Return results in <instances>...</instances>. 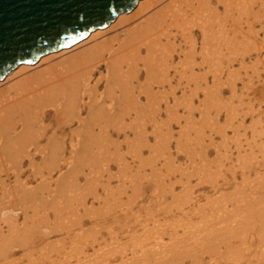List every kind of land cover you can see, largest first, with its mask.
Returning <instances> with one entry per match:
<instances>
[{"label": "bare ground", "instance_id": "obj_1", "mask_svg": "<svg viewBox=\"0 0 264 264\" xmlns=\"http://www.w3.org/2000/svg\"><path fill=\"white\" fill-rule=\"evenodd\" d=\"M159 0H140L138 1V3L136 4L135 8L133 11L126 13L123 12V14L119 15L114 22H112L111 24H109L107 27H104L101 30H96L92 33L89 34L88 37H86L85 39H83V41L69 47V48H63V50H60L58 52H53L47 55H44L42 58H40L35 64L33 65H28V64H21L18 67H16L15 69L11 70L10 72H8V74L3 78L2 81H0V173H4L5 169L3 167H6L4 164L7 163L8 167H10V169L14 172V181L12 185H9L6 182H4V180L0 177V206H3L5 204V200L8 197H5L7 193H9L11 190H16L17 192L23 189L24 185L22 184V182L20 181V170L23 168H21V159L28 157H44V163L47 162V160H50L51 163H47L50 164V166H53L52 168L54 169L55 167H59L56 164H58L57 162H59V160L62 159V156H66V155H86L89 153H93V154H104L105 151L108 148H105L106 144L109 145V142L105 143L106 141L110 140L108 139L110 136H114L115 135V131L117 132V135L122 132L123 136H129L128 132L125 131L126 128H130L131 130H133V128H140L138 129V131H140V133L138 134H142L143 132H146L145 129H143L144 124L146 123V121H148L147 123H149V121L151 123H153L154 128H156V126L159 127V124L155 126V123L158 119V117L160 116V111L159 110V103L161 101H163L164 103V109L168 108L166 115H173L176 112V109H179L177 106V104L179 102H181L182 100H186V90H188L190 88V84H192L193 86L197 85L203 88H206L208 83L210 84V81L212 83L216 82V85H218L217 81L223 82L220 80L221 76H222V71L223 69H225V67L227 65L231 66L235 63H239L241 65H244V57L246 55H250L252 52H257V51H264V0H178V1H174L173 3L171 2V6L168 4V8L167 7H163L159 10L154 9L153 5H158L157 2ZM162 2V1H161ZM155 5V6H156ZM115 25V27H114ZM123 25V26H122ZM116 26H122V31L120 32L119 35H113L114 37L109 38L110 36L109 33L108 35L105 33L108 31V29L115 28ZM111 30V29H110ZM113 30V29H112ZM111 30V31H112ZM120 30V29H119ZM115 31V30H114ZM118 32V31H115ZM113 34V33H112ZM105 35V38H103ZM108 36L109 39H107L106 37ZM262 36V37H260ZM93 38H100L103 39L100 41V39H97V43L93 42L96 40H93ZM92 41V42H91ZM195 46H197L195 48ZM225 50L228 51V55L229 58H226L224 60V56H225ZM197 55H198V62H197ZM227 55V53H226ZM244 56V57H243ZM254 57V56H253ZM256 57V56H255ZM240 58V59H239ZM246 58V57H245ZM252 62H254L252 60ZM262 62V61H261ZM240 65V66H241ZM260 65V64H258ZM256 65V66H258ZM238 66V65H237ZM254 66V65H253ZM248 67H250V65H248ZM247 67V68H248ZM244 68V67H243ZM246 69V68H245ZM205 71V72H202ZM197 72H201V74H197ZM212 73V77L211 80L209 79L210 77H208V74ZM235 75V74H234ZM231 76H229L230 78ZM234 76H232L233 78ZM228 80V79H227ZM173 81L176 82V84L178 86L183 87L184 90L181 91V93H183L181 96H178L176 93L178 88L174 87V85H172V83H174ZM175 84V83H174ZM220 84V83H219ZM191 85V86H192ZM213 86V85H212ZM211 86V87H212ZM191 88H195V87H191ZM195 88V89H196ZM209 87L206 88V90ZM190 91V89H189ZM186 92V93H185ZM193 92V90H192ZM180 94V93H179ZM191 93H189L188 95H190ZM197 93H195L196 95ZM205 94V93H204ZM187 95V96H188ZM192 95V94H191ZM194 95V96H195ZM209 95V94H208ZM193 96V97H194ZM207 96V94H206ZM142 99L144 101H142ZM187 99H190V97H188ZM189 101V100H188ZM186 102V101H185ZM192 102V101H191ZM190 102V103H191ZM207 102V101H206ZM248 103V102H247ZM180 104V103H179ZM184 104V103H182ZM186 104V103H185ZM189 104V102L187 103ZM192 104V103H191ZM161 105V104H160ZM170 105V106H169ZM208 105H210L208 103ZM163 106V105H162ZM177 106V108L175 107ZM176 108V109H174ZM192 110V107H189ZM187 107V109H189ZM205 110V109H204ZM217 110V109H216ZM178 112V110H177ZM176 112V114H177ZM203 112V111H202ZM219 112V111H218ZM191 113V111H190ZM220 113V112H219ZM204 114V113H202ZM205 115V114H204ZM201 116V115H200ZM208 116V115H207ZM182 117H186V116H182ZM193 117V116H192ZM176 118V117H175ZM180 118V117H177ZM183 118V119H184ZM187 118V117H186ZM185 118V119H186ZM211 118V117H210ZM181 119V118H180ZM199 119V118H198ZM169 120V119H168ZM173 120V119H172ZM189 120V117H188ZM203 120V119H202ZM205 120V119H204ZM116 121V122H115ZM171 121V120H169ZM166 121V122H169ZM176 121V119H175ZM194 121V120H193ZM201 121V120H200ZM227 121V120H226ZM166 122L164 123H160L161 125L166 124ZM186 122V120H185ZM177 123H180L179 121H177ZM191 123V122H190ZM197 123V122H196ZM225 123V122H224ZM223 123V124H224ZM122 124L124 125V127H120L122 126ZM171 124V123H169ZM175 124V123H174ZM194 125V124H193ZM192 125V126H193ZM198 124V128H199ZM167 128L168 124H166ZM170 126V125H169ZM202 125H200L201 127ZM207 126V125H206ZM164 127V125L162 126ZM161 127V128H162ZM209 127V126H208ZM153 129V127H150ZM160 128V129H161ZM166 128V127H164ZM203 127H201V129H203ZM211 128V126H210ZM221 128V127H220ZM230 128V127H229ZM127 129V130H128ZM115 130V131H114ZM145 130V131H142ZM155 130V129H154ZM153 130V132H154ZM157 131V130H155ZM162 130L157 131L161 133ZM210 131H212L210 129ZM130 132V131H129ZM149 132V131H148ZM153 132L151 134H153ZM172 132V131H171ZM179 132V131H178ZM147 133V132H146ZM181 133V132H180ZM137 136V132L135 131V133ZM144 134V133H143ZM148 134V133H147ZM195 134V133H194ZM149 135V134H148ZM160 135V134H159ZM167 134H165L166 136ZM173 134H171L170 137H172ZM224 135V134H222ZM136 136V137H137ZM140 136V135H139ZM221 136V135H219ZM225 136V135H224ZM135 137V136H134ZM135 137V138H136ZM142 137V135H141ZM151 137V136H150ZM153 137H155L153 135ZM152 137V138H153ZM161 137H164L161 134ZM167 137V136H166ZM179 137V136H178ZM165 138V137H164ZM182 137H180L181 139ZM199 140H201L199 137H196ZM230 139L229 137L225 138L221 136V139ZM133 138H131L130 140H132ZM137 140L139 139L138 137L136 138ZM168 139V137H167ZM179 139V140H180ZM226 139V141H228ZM252 139V138H250ZM137 140H134V142H138ZM153 139V143H154ZM158 143H160L158 141V139H156ZM170 140V139H169ZM233 140V137H232ZM231 140V141H232ZM236 140V139H235ZM148 141V140H147ZM146 141V142H147ZM165 141V140H164ZM197 141V140H196ZM221 141V140H220ZM230 141V142H231ZM240 141V140H239ZM243 141V140H242ZM150 143H146L147 145L151 144V141H148ZM180 142V141H179ZM193 142L194 145V139L191 141V143ZM202 142V141H201ZM238 142V139H237ZM249 142V141H248ZM256 142V141H255ZM254 142V143H255ZM259 142V141H258ZM113 143V142H112ZM111 143V144H112ZM131 143V142H130ZM176 143V142H175ZM196 143V142H195ZM222 143H224L222 141ZM221 143V144H222ZM227 143V142H226ZM240 143V142H239ZM261 142H259L260 144ZM168 145V141L166 143ZM197 144V143H196ZM195 144V145H196ZM202 144V143H200ZM204 144V143H203ZM238 144V143H237ZM249 144V143H248ZM247 144V145H248ZM119 145V144H118ZM118 145H114V146H118ZM126 145V144H125ZM140 145V144H139ZM137 145V146H139ZM146 145V146H147ZM192 145V144H191ZM190 145V146H191ZM228 145V144H227ZM230 145V143H229ZM239 145V144H238ZM129 146V145H128ZM155 146V145H150ZM149 147V149H151ZM159 146V144L157 145ZM178 146V145H177ZM198 146H200L198 144ZM235 146V145H234ZM255 146L256 143H255ZM127 147V146H126ZM134 147V146H133ZM142 147V146H141ZM144 147V145H143ZM147 147V148H148ZM167 147V148H168ZM204 146H200V148H202ZM208 147V146H207ZM228 147V146H227ZM246 147V146H245ZM129 148V147H128ZM127 148V150H128ZM159 148V147H157ZM179 148V147H178ZM224 148V147H223ZM236 146L233 148L235 149ZM110 149V148H109ZM126 149V148H125ZM136 149V148H135ZM156 149V148H155ZM152 150L155 154L157 151ZM182 149V146H181ZM185 149V148H184ZM183 149V150H184ZM190 149V148H189ZM205 149V148H204ZM225 149V148H224ZM230 149V148H229ZM232 149V151H233ZM237 150L239 149V147L236 148ZM250 149V148H249ZM115 150V147H114ZM112 150V151H114ZM126 150V151H127ZM160 150V149H159ZM158 150V152H159ZM191 151L193 150L190 149ZM216 150V149H215ZM261 149H259L260 151ZM129 151V150H128ZM131 151V150H130ZM129 151V152H130ZM142 151V150H141ZM150 151V150H149ZM162 151V150H161ZM187 151V150H185ZM198 152H200L197 149ZM196 151L195 154H197L198 152ZM262 151V150H261ZM143 152V151H142ZM188 152V151H187ZM195 152V150H194ZM193 152V153H194ZM225 152V151H224ZM227 152V151H226ZM246 153V151H244ZM243 152V153H244ZM253 152V151H251ZM257 152V151H256ZM253 153V154H257V153ZM264 152V151H263ZM261 152V153H263ZM107 153V152H106ZM105 153V154H106ZM114 153V152H113ZM189 153V152H188ZM221 153V152H220ZM219 153V155H220ZM239 153V151H238ZM236 153V154H238ZM117 154V153H116ZM128 154V153H127ZM131 154V153H129ZM137 154V153H136ZM161 154V153H160ZM158 153V155L161 157L162 154L160 155ZM222 154V153H221ZM228 154H230L228 152ZM235 154V155H236ZM93 155V156H95ZM96 155V156H97ZM108 155V154H107ZM120 155V154H119ZM135 155V154H134ZM188 156H193L187 154ZM201 155V154H200ZM204 155V154H203ZM226 154L224 153V156ZM248 155V154H247ZM263 155V154H262ZM261 157H264L262 156ZM61 156V157H59ZM88 156V155H87ZM91 156V155H89ZM93 156H91L93 158ZM106 156V155H104ZM124 156V155H123ZM139 156V155H138ZM154 156V155H152ZM186 156V155H185ZM197 156L198 155H194ZM205 156V155H204ZM222 156V155H221ZM220 156V157H221ZM232 156V155H231ZM245 156V155H244ZM68 157V156H67ZM71 157V158H73ZM82 157V156H79ZM85 157V156H84ZM100 157V156H98ZM142 159H146L144 158V156H139ZM138 157V158H139ZM158 157V156H157ZM203 157V156H202ZM227 157V156H226ZM225 157V159H226ZM253 156H250V158ZM76 158V157H75ZM75 158L73 160H75ZM137 158V156L135 157ZM150 158V157H149ZM147 160H150V159ZM193 158V157H192ZM192 158L190 159V161L192 160ZM204 158V157H203ZM201 158V159H203ZM217 158V157H216ZM240 158V157H239ZM248 158V159H250ZM41 159V158H40ZM70 159V158H69ZM90 158L88 157V160ZM133 159V158H132ZM152 159V158H151ZM195 159V158H194ZM264 159V158H263ZM31 160V159H29ZM64 160V161H63ZM65 158L62 159V164L65 165ZM91 160V159H90ZM89 160V161H90ZM93 160V159H92ZM103 160V159H102ZM134 160V159H133ZM138 160V159H137ZM219 160V159H218ZM221 160V158H220ZM238 160H242L238 159ZM236 159V161H238ZM246 160V157L245 159ZM260 160V159H259ZM48 161V162H50ZM67 161V160H66ZM72 161V160H69ZM106 161V160H105ZM108 161V160H107ZM111 161V160H110ZM159 161V160H158ZM194 160H192L193 162ZM225 161V160H224ZM230 161V160H229ZM248 161V160H247ZM252 161V160H251ZM250 161V162H251ZM257 161V160H255ZM61 162V161H60ZM112 162V161H111ZM114 162V161H113ZM151 162V161H150ZM191 162V163H192ZM198 162V161H196ZM221 162V161H220ZM241 162V161H240ZM249 162V163H250ZM261 162V161H259ZM41 163V162H40ZM43 163V164H44ZM80 163V162H78ZM83 163V162H82ZM86 163V162H85ZM89 163H93L94 162H89ZM98 163V162H96ZM109 163V162H108ZM108 163H104V164H108ZM144 163H147V161H145ZM168 163V162H167ZM187 163V162H186ZM189 163V162H188ZM200 163V162H199ZM243 163V161L241 162ZM240 163V164H241ZM246 163V162H245ZM10 164V165H9ZM29 164V162H28ZM77 164V163H75ZM99 164V163H98ZM116 164V163H115ZM118 164V163H117ZM121 164V163H120ZM127 164V165H126ZM124 164V166H128V163ZM134 164V163H133ZM140 164V161L138 162L137 165ZM166 164V163H165ZM205 164V163H204ZM202 164V165H204ZM220 164V163H219ZM238 164V162H237ZM244 164V163H243ZM30 165V164H29ZM32 165V164H31ZM38 165V164H36ZM42 167V163L40 164ZM45 165V164H44ZM72 165H74L72 163ZM88 165V164H87ZM148 165V164H147ZM150 165V164H149ZM148 165V166H149ZM170 165V163H169ZM173 165H175L173 163ZM195 165V164H194ZM199 165V164H198ZM246 165V164H245ZM250 165V164H249ZM3 166V167H2ZM26 166V165H25ZM34 168L40 169L38 167H35V165H32ZM39 166V165H38ZM55 166V167H54ZM83 166V165H81ZM80 166V168H82ZM85 166V164H84ZM91 166V165H90ZM94 166V165H93ZM108 166V165H107ZM122 166V165H119ZM122 166V167H124ZM140 166V165H139ZM166 166V165H165ZM188 167V165H186ZM197 166V165H196ZM206 166V165H205ZM209 167V165H207ZM243 166V165H242ZM242 166L240 165V167L242 168ZM29 167V166H28ZM31 167V166H30ZM44 167V166H43ZM46 167V166H45ZM44 169H47L45 168ZM71 167V166H70ZM77 167V166H75ZM87 167V166H86ZM85 167V168H86ZM98 167V166H97ZM104 167V166H103ZM117 167V166H116ZM136 167V166H135ZM142 167V166H140ZM143 167H145L143 165ZM142 167V168H143ZM175 167V166H174ZM181 167V166H179ZM190 167V166H189ZM7 168V167H6ZM32 168V167H31ZM51 168V169H52ZM67 167H65L66 169ZM69 168V167H68ZM73 169V167H71ZM78 168V167H77ZM101 168V167H100ZM121 169V167H119ZM137 168V167H136ZM139 168V167H138ZM173 168V166H172ZM176 168V167H175ZM185 168V167H184ZM200 168V167H198ZM204 168V166H203ZM206 168V167H205ZM204 168V169H205ZM236 169V166L233 167V169ZM239 169V167H237ZM248 168V166L246 167ZM251 168V166H250ZM262 168V167H260ZM33 169V168H32ZM44 169H40V170H44ZM50 169V168H49ZM59 169V168H58ZM95 169V168H94ZM93 169V170H94ZM99 169V168H98ZM97 169V171H98ZM129 169V168H128ZM135 169V168H134ZM171 169V168H170ZM178 169V168H177ZM181 169V168H180ZM190 169H193V167H191ZM189 169V170H190ZM196 169V168H195ZM210 169V167H209ZM218 169V168H217ZM229 169V167H228ZM232 169V168H231ZM237 169V170H238ZM249 169V168H248ZM9 170V169H8ZM10 170V171H11ZM39 170V174L42 175L43 172L41 173V171ZM68 170V169H67ZM74 170V169H73ZM78 170V169H77ZM77 170H74L76 172H78ZM82 170V169H81ZM126 170V169H125ZM175 170V169H174ZM182 170V169H181ZM187 170V169H186ZM187 170V171H189ZM206 170V169H205ZM219 170V169H218ZM241 170V169H240ZM245 170V169H244ZM242 170V171H244ZM23 171H25V168L23 169ZM73 171V172H74ZM89 171V170H88ZM101 171V169H100ZM104 171V170H103ZM109 171V170H108ZM133 171V170H132ZM135 171V170H134ZM170 171V170H169ZM185 170L182 171V174L184 173ZM197 171V170H196ZM211 171V170H210ZM220 171V170H219ZM231 171V170H230ZM236 171V170H235ZM7 172V171H6ZM12 172V173H13ZM34 172L35 169H34ZM51 174L54 172L50 171ZM49 172V174H50ZM68 172V171H67ZM66 172V173H67ZM72 172V171H69ZM72 173V176L74 174L79 175L78 173ZM107 172V170H106ZM128 171H126L127 173ZM167 172V170H166ZM175 172V171H174ZM178 172H180V170L178 169ZM190 172V171H189ZM208 172V170L203 171V174H206ZM218 171H215L214 173H216ZM233 172V170L231 171ZM30 173V171H29ZM46 173V172H45ZM48 173V172H47ZM81 173V172H80ZM93 173V172H92ZM100 173V172H99ZM101 173H103L101 171ZM105 173V172H104ZM117 173V172H116ZM133 173V172H132ZM141 173V172H140ZM139 173V174H140ZM162 173V172H161ZM188 173V172H187ZM191 175L193 173V171L191 170ZM189 173V174H190ZM202 173V172H201ZM227 173V172H226ZM243 173V172H242ZM241 173V174H242ZM258 173V172H257ZM34 174V173H33ZM36 174V173H35ZM61 174V173H60ZM94 174V173H93ZM112 174V173H111ZM125 174V173H124ZM122 174V176L124 175ZM142 174V173H141ZM164 174V173H163ZM188 174V176H189ZM223 174V173H222ZM225 174V173H224ZM11 175V174H9ZM29 175V174H28ZM48 175V174H47ZM68 175V174H67ZM69 175H71L69 173ZM115 175V174H114ZM128 175V173L126 174ZM125 175V176H126ZM131 175V174H130ZM143 175V174H142ZM141 175V176H142ZM147 175V174H146ZM162 175V174H161ZM184 175V174H183ZM194 175V174H193ZM209 175V172H208ZM216 175V174H215ZM244 175V174H243ZM247 175V174H246ZM8 176V175H7ZM35 176V175H34ZM46 176V175H45ZM50 176V175H49ZM53 176V175H52ZM51 176V177H52ZM76 176V175H74ZM73 176V177H74ZM90 176V175H89ZM92 176V174H91ZM99 176H101V174H99ZM120 176V174H119ZM137 176L138 175L137 173ZM145 176V174L143 175ZM156 176V175H154ZM159 176V175H158ZM165 176V175H164ZM164 176H162L164 178ZM168 176V175H167ZM187 176V177H188ZM197 176V175H195ZM206 176V175H204ZM214 176V175H213ZM219 176V174H218ZM223 176V175H221ZM225 176V175H224ZM245 176V175H244ZM9 177V176H8ZM12 177V178H13ZM29 177V176H28ZM54 177V176H53ZM62 177V176H61ZM65 177V176H64ZM69 177V176H68ZM67 177V178H68ZM77 177V176H76ZM121 177V176H120ZM131 177V176H129ZM136 177V176H135ZM181 177V176H180ZM184 177V176H182ZM186 177V176H185ZM186 177V179H188ZM194 177V176H192ZM203 177V176H202ZM209 177V176H208ZM206 177V178H208ZM54 178H58L54 177ZM53 178V179H54ZM71 178V176H70ZM89 178V177H88ZM108 178V176H107ZM200 178V177H199ZM205 178V177H204ZM205 178V180H206ZM218 178V177H217ZM225 178V177H224ZM227 178V177H226ZM248 178V177H247ZM246 178V179H247ZM41 179H44V175L43 178L41 177ZM52 179V178H50ZM60 179V178H59ZM57 179V180H59ZM65 179V178H64ZM153 179V178H152ZM155 179V178H154ZM159 179V178H158ZM157 179V180H158ZM165 179V178H164ZM163 179V180H164ZM210 179V178H209ZM45 180H49L46 179ZM56 180V179H55ZM62 180V178H61ZM66 180V179H65ZM72 180V179H70ZM91 180V179H90ZM94 180V179H92ZM127 180V179H124ZM132 180V179H131ZM151 180V179H150ZM149 180V181H150ZM157 180H154L155 183L157 182ZM162 180V179H160ZM169 180V179H168ZM190 180V179H189ZM205 180H202L203 182ZM224 180V179H223ZM262 180V179H261ZM11 181V180H10ZM8 181L10 184L11 182ZM24 181V179L22 180ZM54 181V180H53ZM67 181V180H66ZM74 181V179H73ZM142 181V179H141ZM153 181V180H151ZM153 181V182H154ZM165 181V180H164ZM181 181V180H180ZM243 181V180H242ZM247 181V180H246ZM25 182V181H24ZM45 182V181H44ZM48 182V181H46ZM57 182V181H56ZM68 182V181H67ZM66 182V183H67ZM93 182V181H92ZM109 182V181H108ZM160 182V181H159ZM171 182V181H169ZM185 182V180H184ZM184 182H182L181 184H183L184 186ZM189 182V181H188ZM186 183V185L189 186L190 183ZM223 182V181H222ZM254 182V181H253ZM43 183V181L41 182ZM61 183V182H59ZM65 183V182H64ZM70 183V182H69ZM76 184V182H74ZM73 183V184H74ZM103 183V182H102ZM121 183V182H119ZM131 183V182H130ZM158 183V182H157ZM162 183V182H161ZM166 183V182H164ZM255 183V182H254ZM46 183H44L45 185ZM82 184V183H81ZM85 184V181H84ZM100 184V183H99ZM106 184V183H105ZM168 184V182H167ZM198 184V183H197ZM250 184H252V182H249V187ZM39 185V184H38ZM48 184L46 185L48 187ZM60 185V184H58ZM57 185V186H58ZM71 185V184H70ZM79 184L77 183V186ZM130 185V184H129ZM164 185V184H163ZM171 185V184H169ZM168 185V187H169ZM173 185V184H172ZM209 185V184H207ZM216 185V184H215ZM247 185V186H248ZM27 186V185H26ZM29 186V185H28ZM27 186V187H28ZM55 186V185H54ZM53 186V187H54ZM61 186V185H60ZM86 186V185H84ZM122 186V185H121ZM124 186V185H123ZM158 186V184H157ZM192 186V185H191ZM195 185L193 184L192 187H194ZM201 186V184H200ZM211 186V185H210ZM236 186V185H234ZM255 186V185H254ZM253 186V187H254ZM260 186V185H259ZM43 185L40 187L42 188ZM62 187V186H61ZM66 187V186H65ZM91 187V186H90ZM108 187V186H107ZM112 187V186H111ZM118 187V185H117ZM120 187V186H119ZM118 187V188H119ZM136 187V186H135ZM173 187V186H172ZM171 187V188H172ZM240 187V186H239ZM22 188V189H21ZM31 189V187H29ZM51 188V187H50ZM50 188L48 191H50ZM71 188V187H70ZM73 188H75L73 186ZM102 188V187H101ZM158 188V187H157ZM170 188V189H171ZM183 188V187H182ZM215 188V187H214ZM213 188V189H214ZM235 188V187H234ZM241 188V187H240ZM239 188V189H240ZM244 188V187H243ZM257 188V187H256ZM28 188H26L27 190ZM34 189V188H33ZM32 189V190H33ZM36 189V188H35ZM38 189V188H37ZM46 189V188H45ZM48 189V188H47ZM59 189V188H55V191ZM69 189V187H68ZM110 189V188H109ZM114 189V188H113ZM119 189H122V187H120ZM164 189V188H163ZM162 187H161V192H162ZM184 189V188H183ZM238 188L236 187V190ZM239 189L237 191H239ZM255 189V188H253ZM25 190V191H26ZM39 190V189H38ZM44 190V189H43ZM61 190V189H60ZM65 190V189H64ZM62 189V191H64ZM117 190V189H115ZM158 190V189H155ZM185 190L187 191V189L185 188ZM193 190V189H192ZM235 190V189H233ZM235 190V191H236ZM29 191V190H28ZM36 190H34L35 192ZM67 191V189L65 190ZM91 191V190H90ZM95 191V190H93ZM111 191V190H110ZM109 191V192H110ZM131 191V190H130ZM165 191V189H164ZM163 191V192H164ZM184 191V190H183ZM243 191V190H242ZM43 192V191H42ZM41 192V194H42ZM52 192V191H51ZM61 192V191H60ZM70 192V191H69ZM78 192V191H77ZM114 192V190L112 191ZM241 192V190L239 191ZM16 193V192H13ZM28 193V192H27ZM38 193V191L36 192ZM55 193V192H54ZM63 193V192H62ZM68 193V192H67ZM66 193V194H67ZM85 193V192H84ZM97 193V192H96ZM111 193V192H110ZM115 193V192H114ZM121 193V192H120ZM151 193V192H150ZM168 193V192H167ZM171 193V192H170ZM185 193V191H184ZM254 193V192H253ZM256 193V192H255ZM258 193V192H257ZM24 194V192H23ZM48 194V193H46ZM51 194V193H50ZM76 194V193H75ZM79 194H81V189ZM90 194V193H89ZM95 194V193H94ZM99 194V193H98ZM97 194V195H98ZM123 194V192H122ZM121 194V195H122ZM127 195V193H124ZM130 194V193H129ZM152 194V193H151ZM154 194V193H153ZM169 194V193H168ZM167 194V195H168ZM230 194V193H229ZM233 194V193H232ZM242 194V193H241ZM243 194H246L245 192H243ZM248 195L250 194L247 193ZM33 195V194H30ZM37 195V194H36ZM40 195V194H39ZM53 195V194H51ZM56 195H60V193H56ZM96 195V197H97ZM137 195V194H136ZM155 195V194H154ZM159 195V194H158ZM216 195V194H215ZM237 195V192H236ZM48 196V195H47ZM65 196V195H64ZM68 196V195H66ZM74 196V194H73ZM93 196V194H92ZM108 196V194H107ZM110 196V195H109ZM120 196V195H119ZM141 196V195H140ZM189 196V194H188ZM223 196V195H222ZM234 196V195H232ZM238 196V195H237ZM241 196V195H239ZM244 196V197H243ZM242 197H234L233 200L236 202L237 200H239L240 203H243L246 198H248V196L246 197L245 195H243ZM256 196V194H255ZM13 197V196H10ZM9 197V198H10ZM16 197V196H14ZM13 197V198H14ZM28 195L25 197L27 198ZM34 197V196H33ZM71 196H68V198ZM96 197L94 196V198L96 199ZM159 197V196H158ZM18 198V196H17ZM44 198V197H43ZM53 198V197H52ZM51 198V200H52ZM57 198V196H56ZM62 198V197H61ZM64 198V197H63ZM76 198V197H75ZM79 198V197H78ZM81 198V197H80ZM137 197H135L136 199ZM175 199V197H173ZM188 198V197H187ZM184 196V199H187ZM192 198V197H191ZM196 198V197H195ZM194 198V199H195ZM208 198V197H207ZM254 198L253 196L251 197V199ZM20 198H18L19 200ZM24 199V198H23ZM35 199V198H34ZM45 199H47L45 197ZM44 199V200H45ZM54 199V198H53ZM74 199V198H73ZM85 199V198H84ZM111 199V198H110ZM108 199V200H110ZM158 199V198H155ZM189 199V198H188ZM251 199H248L251 200ZM257 199V197H256ZM263 199V198H261ZM8 200V199H7ZM15 200V199H14ZM37 200V199H36ZM35 200V202H36ZM49 200V197L48 199ZM56 199H54L55 201ZM66 200V199H65ZM99 200V199H96ZM104 200V199H102ZM106 200V199H105ZM104 200V201H105ZM133 200V199H132ZM192 200V199H191ZM210 200V199H209ZM217 200V198H216ZM233 200H231L233 202ZM38 201V200H37ZM42 201V199H41ZM58 201V199H57ZM69 201V199H68ZM67 201V202H68ZM77 201V200H74ZM136 201V200H134ZM165 201V200H164ZM178 201V200H177ZM181 201V200H179ZM213 201V200H212ZM228 201V200H227ZM261 201V200H260ZM7 202V201H6ZM10 202V199H9ZM8 202V203H9ZM46 202V201H44ZM52 202V201H51ZM61 202V201H60ZM72 202V201H71ZM70 202V203H71ZM108 202V201H107ZM104 202V203H107ZM168 202V201H167ZM166 202V203H167ZM171 203H173L174 201L171 200ZM187 202V201H186ZM189 202V200H188ZM221 201L219 200L217 202V205H221L219 207H217L216 205L215 207L211 206V208H207L209 210V212L211 214H213V212L216 214H221V216H218L219 220H217L218 218H216V223L218 224L219 222L221 223L219 227H217L216 229H214L215 226H217L215 224H213V228L212 231L214 229V232L216 231V233H221L222 231L225 232V234L221 235L220 237L224 236V235H229L231 234H235V232L237 231V233L239 234L238 229L235 230L234 227L230 224V221H228V219L230 220L235 218L238 215V212L240 211L239 209H237L236 207H233V205H231V203L229 204L230 206L225 205L222 203H220ZM4 203V204H3ZM21 203V202H20ZM20 203L18 202V204L20 205ZM57 203V202H56ZM56 203H51L52 205L56 206ZM79 203V202H78ZM112 205H108V206H113L112 202H109ZM108 203V204H109ZM128 203V201H127ZM131 203V201H130ZM129 203V204H130ZM134 203V202H133ZM141 203V202H140ZM148 203V202H147ZM159 203V202H157ZM169 203V202H168ZM178 203V202H177ZM177 203H174L175 205ZM215 203V202H212ZM237 203V202H236ZM235 203V204H236ZM262 203V201H261ZM12 202L5 205V208L0 210V215H2V217H0L4 221L7 223L9 222V224L11 223L12 220V216H7V213L10 210L9 207H12ZM17 203H15L16 206ZM27 205V203H25ZM32 204V203H31ZM35 203H33L34 205ZM41 204V202H40ZM46 204H50V203H46ZM62 204V203H61ZM83 204V203H82ZM81 204V205H82ZM139 204V203H138ZM179 205H181V203H178ZM199 204V203H198ZM197 204V205H198ZM246 204V203H245ZM253 204V203H252ZM248 205L247 207L249 212L245 215V213L243 215H245V222H244V217L241 216V218H239L241 221L240 223H242L240 225V227L249 221H251V217L253 218V216H255V213L257 210L254 209L253 207H255V205L257 204V202L253 205ZM26 205H24V208L26 207ZM63 205V204H62ZM77 205V204H75ZM80 205V206H81ZM124 205V204H123ZM128 205V204H127ZM142 205V204H141ZM164 205V204H163ZM167 205V204H166ZM178 205V206H179ZM193 205V204H192ZM190 205V206H192ZM202 205V204H201ZM200 205V207H201ZM207 205V203H206ZM18 206V205H17ZM23 206V205H22ZM48 206V205H45ZM44 206V209H45ZM50 206V205H49ZM54 206V207H55ZM69 206V204H68ZM103 206H106V204H103ZM130 206V205H128ZM158 206V205H157ZM183 206V205H182ZM182 206H179L180 209L182 208ZM189 206V207H190ZM204 206V205H203ZM208 206V205H207ZM246 206V205H245ZM257 206V205H256ZM36 207V206H35ZM43 207V206H42ZM57 207V206H56ZM67 207V206H66ZM65 207V208H66ZM76 207V206H75ZM101 207V206H100ZM126 207V206H125ZM170 207V205H169ZM205 207V206H204ZM14 208V207H12ZM33 208V207H32ZM39 209V206L37 205V207ZM33 208V209H36ZM53 208V207H51ZM59 208V207H58ZM149 208V207H148ZM153 208V207H152ZM157 208V207H156ZM175 208V207H174ZM195 208V207H194ZM230 208V209H228ZM15 209V208H14ZM19 209V208H17ZM16 209V210H17ZM28 209V208H27ZM42 209V210H44ZM48 209V208H47ZM55 209V208H54ZM53 209V210H54ZM64 209V206H63ZM67 209V208H66ZM72 209V208H71ZM70 209V210H71ZM77 209V208H76ZM130 209V208H129ZM128 209V210H129ZM136 209V208H134ZM143 209V208H142ZM147 209V208H146ZM151 209V208H150ZM158 209V208H157ZM262 209V208H260ZM3 210V212H1ZM15 210V211H16ZM37 210V209H36ZM57 210V209H55ZM74 210V209H72ZM87 210V209H86ZM95 210V209H94ZM99 210V209H98ZM124 210V209H123ZM123 210H121V212H123ZM144 210V209H143ZM155 210V209H154ZM161 210V209H160ZM159 210V211H160ZM176 210V209H175ZM179 210V208H178ZM186 210V209H185ZM196 210V209H195ZM229 210V211H228ZM26 211V210H25ZM34 211V210H33ZM65 211V210H64ZM62 211V212H64ZM76 211V210H75ZM74 211V214H75ZM127 211V210H125ZM158 213V210H156ZM206 211V210H205ZM259 211V210H258ZM24 212V211H23ZM48 212V211H47ZM56 212V211H55ZM54 212V213H55ZM58 212V211H57ZM71 212V211H70ZM136 212V211H135ZM143 212V211H142ZM146 212V211H145ZM148 212V211H147ZM152 212V210H151ZM184 213V211H182ZM194 212V211H193ZM199 212V211H198ZM12 213V211H11ZM11 213L9 212V214L11 215ZM22 213V212H21ZM35 213V212H34ZM41 213H45L44 211ZM53 213V212H52ZM53 213V214H54ZM67 213V212H66ZM98 213V212H97ZM125 214V212H123ZM130 213V212H128ZM133 213V212H132ZM131 213V214H132ZM137 213V212H136ZM134 213V214H136ZM139 213V212H138ZM137 213V214H138ZM154 213V212H153ZM203 213V212H202ZM201 213V214H202ZM209 213V214H210ZM230 213V214H229ZM240 213H243L240 212ZM259 213V212H258ZM6 214L7 218L4 217V215ZM8 214V215H9ZM37 214V212H36ZM59 214V213H58ZM141 215V213H139ZM138 214V215H139ZM147 214V213H146ZM145 214V215H146ZM149 214V213H148ZM152 214V213H151ZM169 214V213H168ZM174 214V213H173ZM185 214V213H184ZM200 214V213H199ZM223 214V215H222ZM237 214V215H236ZM27 215V214H25ZM29 215V214H28ZM33 215V214H32ZM40 215V212L39 214ZM60 215V214H59ZM64 215V214H63ZM70 215V214H69ZM95 215V214H94ZM130 215V214H128ZM154 215V214H153ZM152 215V216H153ZM208 215V214H206ZM205 215V217H207ZM229 215V216H228ZM57 215H54V217ZM84 216V215H83ZM86 217L89 215H85ZM96 216V215H95ZM127 216V214H126ZM149 216V215H148ZM202 216V215H201ZM204 216V215H203ZM202 216V217H203ZM250 216V218H249ZM15 217V216H14ZM28 217V216H27ZM27 217L25 218L27 220ZM34 217V216H33ZM32 217V218H33ZM65 217V216H63ZM61 217V222H62V218ZM76 217V216H75ZM79 217V216H78ZM108 217V216H107ZM128 217V216H127ZM134 217V215H133ZM138 217V216H137ZM144 217V216H143ZM210 217V215H209ZM24 218V217H23ZM31 218V219H32ZM37 218V217H36ZM39 218V217H38ZM37 218V220H38ZM43 216L40 218L42 220ZM46 218V217H45ZM45 218L43 220H45ZM57 218V217H56ZM60 218V217H59ZM77 218V217H76ZM81 218V217H80ZM95 218V217H94ZM148 218V217H146ZM154 218V217H153ZM157 218V217H156ZM154 218V219H156ZM221 218V219H220ZM15 219V218H14ZM13 219V220H14ZM39 219V220H40ZM47 219V218H46ZM72 219V218H71ZM91 219V218H90ZM126 219V218H123ZM137 220V218H135ZM139 219V218H138ZM141 219V217H140ZM172 219H174L172 217ZM179 219V218H178ZM209 219V218H208ZM215 219V217H214ZM247 219V220H246ZM12 220V221H13ZM34 220V219H33ZM42 220V221H43ZM55 220V219H54ZM60 220V219H59ZM65 220L66 217H65ZM64 220V221H65ZM69 220V219H68ZM77 220V219H76ZM103 220V219H102ZM120 221V218L118 219ZM170 220V219H169ZM183 220V219H181ZM201 221L205 220V219H200ZM210 221L212 219H209ZM253 220H257L259 222V224H257L256 222L251 221L250 225L251 227H253L252 230H256L259 233L257 234V238H258V244H260L257 247L260 249V251L258 252V250L256 251L255 256L256 257L258 255L257 258L255 259H251V255H245L242 252H238L236 248H238L239 246L244 245L246 243L244 242H240L238 245H234V244H223V242L221 243L219 240V243H216L214 239L212 240L210 238L206 239L205 237L204 239L202 237L197 238V240L199 241V246L197 245L196 241H195V246L197 245V252L199 253H203L204 249L206 250V252L208 254H210L211 252H218L220 250V243L224 246L225 251H221L222 253L220 254L219 252L217 253L219 255L218 258H223L226 257L228 255L231 256L232 261L238 264H264V209H262V211H260L259 214H257V217L253 218ZM50 221V220H49ZM74 221V220H72ZM81 221V219L79 220ZM99 221V219L97 220ZM134 221V220H133ZM146 221V220H145ZM154 221V220H153ZM203 221L201 226L203 225ZM210 221H208L204 224L207 225L206 226H202V227H206L205 229L208 231L211 228V223H209ZM238 221V220H237ZM247 221V222H246ZM17 222V221H16ZM60 222V221H58ZM68 222V221H67ZM103 222V221H102ZM138 222V221H137ZM135 222V223H137ZM151 222V221H150ZM165 222V221H164ZM169 221V225H170ZM176 222V220H175ZM187 222V221H186ZM235 222L234 220L231 221ZM33 223V222H32ZM37 224L43 225L44 221L41 223H38V221L36 222ZM46 223V222H45ZM53 223V222H52ZM64 223V222H62ZM124 223H129L126 220L124 221ZM131 223V222H130ZM133 224H135L134 222H132ZM153 223V222H152ZM158 223V222H157ZM166 223V222H165ZM179 223V222H178ZM184 223V222H182ZM201 223L198 221V224ZM214 223V222H212ZM229 223V224H228ZM8 224V223H7ZM14 224V222H13ZM31 224V223H30ZM71 224V222H70ZM75 224V222H74ZM78 224V222H77ZM102 224V223H101ZM141 224V223H140ZM147 224V223H146ZM155 224V223H154ZM163 224V223H162ZM174 224V222H173ZM236 224V223H235ZM238 224V223H237ZM236 224V226H238ZM32 225V224H31ZM47 225V224H46ZM60 225V224H59ZM58 225V226H59ZM79 225V224H78ZM104 225V224H103ZM131 224H128V226ZM138 225V224H137ZM143 226V224H141ZM168 225V226H169ZM176 225V224H174ZM180 225V224H179ZM200 225V224H199ZM246 225V224H244ZM243 225L244 228H247ZM16 226V225H15ZM35 226V225H33ZM37 226V225H36ZM51 227H53L54 225H50ZM56 226V225H55ZM66 226V225H65ZM120 226V225H119ZM127 226V225H126ZM127 226L128 229H131ZM148 225H146V227H143V231L144 228H146V230L148 229L147 227ZM158 226V225H156ZM161 226V225H159ZM164 226V225H163ZM39 227V226H38ZM36 227V228H38ZM41 227V226H40ZM44 227V226H43ZM49 227V225H48ZM64 227V226H62ZM68 227H71L70 225ZM125 227V226H124ZM141 227V226H139ZM151 227V226H150ZM176 227V226H175ZM187 227V226H186ZM197 227V226H196ZM241 227V228H243ZM23 228V226H22ZM30 228V227H29ZM35 228V227H34ZM110 228V226H109ZM121 228V227H120ZM126 228V227H125ZM153 228V226H152ZM163 228V227H162ZM165 228V227H164ZM180 228V227H177ZM199 228H201L199 226ZM209 228V229H208ZM256 228V229H254ZM32 229V228H31ZM51 229V228H50ZM58 229V228H55ZM54 229V230H55ZM64 229V228H63ZM66 229V228H65ZM127 229V230H128ZM135 230H137V227L134 228ZM161 229V228H159ZM174 229V227H173ZM189 231L190 227L187 228ZM202 229V228H201ZM15 230V228H14ZM21 230V229H20ZM19 230V231H20ZM39 230V229H38ZM45 230V229H44ZM69 230V229H68ZM94 230V229H91ZM149 230V229H148ZM147 230V231H148ZM155 230V229H154ZM153 230V231H154ZM222 230V231H221ZM249 230V229H248ZM2 231V230H1ZM28 231V230H27ZM36 231V230H35ZM58 231V230H57ZM60 231H63L62 229ZM66 231V230H65ZM158 231V230H157ZM161 231V230H160ZM198 231V230H197ZM207 231H204L207 233ZM218 231V232H217ZM18 232V231H17ZM56 232V231H55ZM54 232V233H55ZM75 232V231H74ZM149 232V231H148ZM169 232V231H168ZM19 233V232H18ZM29 233V232H28ZM39 233L41 234V231L39 230ZM44 233V232H43ZM83 233V232H82ZM110 233V232H109ZM135 233V231H134ZM147 234V232H145ZM152 233V231H151ZM150 233V234H151ZM165 233V232H164ZM171 233V232H170ZM205 233V235H206ZM244 233V232H243ZM247 233V232H245ZM3 234L0 232V235ZM30 234V233H29ZM66 234V233H65ZM74 234V233H73ZM111 234V233H110ZM156 234V233H155ZM179 234V233H178ZM238 234H235L238 237ZM6 235V234H4ZM18 235V234H17ZM28 235V234H27ZM45 235V233H44ZM51 235V234H50ZM77 235V234H76ZM95 235V234H93ZM113 235V233L111 234ZM115 235V234H114ZM136 235V234H135ZM157 235V234H156ZM165 235V234H164ZM177 235V234H175ZM190 235V234H189ZM202 235V234H201ZM218 235V234H217ZM7 239L10 238V235ZM48 236V235H47ZM46 236V238H47ZM80 236V235H79ZM83 236V234L81 235V237ZM86 236V235H85ZM142 235H138L137 238L141 237ZM147 236V238H149V235H145ZM152 236V235H151ZM161 238V234L159 235ZM200 236V234L198 235ZM211 236V235H209ZM235 236V237H236ZM243 236V235H242ZM4 237V236H3ZM12 238L17 236H12ZM21 237V236H18ZM25 237L26 234H25ZM88 237V236H87ZM97 237V236H96ZM94 236V238H96ZM111 237V236H110ZM135 237V236H134ZM154 237V236H153ZM190 237V236H188ZM214 237V236H213ZM225 237V236H224ZM234 237V238H235ZM256 237V236H255ZM22 238V237H21ZM21 238H19L20 240H22ZM113 238V237H112ZM131 238V237H130ZM155 238L154 243L152 244V246H150L149 251H147L148 245L144 243L142 244V246L140 247V249L138 250V252H133L132 251V255L131 256H127L124 255V248L122 247V249H117V250H122L123 252L120 251L121 253V264H171L172 262L175 264H179V261L181 259H183V257L187 258V255L184 256L186 254L185 251H180V244L182 242V240L180 241V239L174 238V235L170 236V239H173V243L169 244V245H163V241L161 239ZM195 238V239H196ZM242 238H245L244 236ZM0 239L1 236H0ZM27 239V238H26ZM82 241V238H80ZM83 239H87L85 237H83ZM113 239H116L113 238ZM132 239L134 240L133 236ZM142 239V237L140 238ZM144 239V238H143ZM146 239V238H145ZM175 239V241H174ZM187 239L186 237L183 238ZM200 239H202L200 241ZM16 239H12L11 241H15ZM25 240V239H24ZM23 240V243H24ZM73 240V239H72ZM76 240V239H75ZM84 240V241H85ZM89 240V239H88ZM100 240V239H99ZM117 240V239H116ZM114 240V241H116ZM130 242L132 241L131 239H129ZM128 240V241H129ZM29 241V240H28ZM27 241V242H28ZM77 241V240H76ZM140 242H143L141 240H139ZM149 243L148 241L150 240H144V242ZM186 241V240H185ZM190 241V240H189ZM215 242V245H213V242ZM241 241V239H240ZM2 241H0L1 243ZM6 242V241H4ZM2 242V243H4ZM21 242V241H20ZM88 241L86 240L85 243H87ZM133 242V241H132ZM131 242V243H132ZM135 242L138 241L135 240ZM135 242H133L135 244ZM1 243V244H2ZM9 243L10 242H6ZM74 243V242H73ZM92 244V242H90ZM97 243V241H96ZM128 243V242H127ZM169 243V241H168ZM185 243V242H184ZM194 243V242H193ZM9 244L3 245L7 246ZM15 244V243H14ZM19 243H17L16 245H18ZM51 244V243H47ZM79 244V241H78ZM89 244V245H91ZM179 244V246H178ZM12 245V244H11ZM11 245L9 247H11ZM20 246H16V247H22V244H19ZM25 244H23L24 246ZM54 245V244H53ZM52 245V246H53ZM81 246H83L82 244H80ZM93 245V244H92ZM91 245V247H93ZM97 245V244H96ZM99 245V244H98ZM97 245V246H98ZM126 245V244H124ZM123 245V246H124ZM128 245V244H127ZM139 245V244H138ZM71 246V245H70ZM69 246V247H70ZM131 246V244H130ZM190 246V245H189ZM189 246L187 247V249L189 248ZM51 247V246H49ZM49 247H46L47 249ZM62 247V246H61ZM135 247V246H134ZM185 247V246H184ZM183 247V248H184ZM242 247V248H243ZM247 247V251L250 250L249 245L246 246ZM254 246H252L253 248ZM7 248V247H5ZM23 248V247H22ZM25 248V247H24ZM41 248V247H39ZM44 248V247H42ZM63 248V247H62ZM75 248V245L72 249ZM120 248V247H118ZM128 248V247H127ZM136 248V247H135ZM186 248V247H185ZM201 248V249H200ZM216 248V249H215ZM251 248V250H252ZM9 250V248H7ZM28 249V248H27ZM35 249V248H34ZM71 249V248H70ZM78 249H80L78 247ZM114 249V247H113ZM179 249V250H178ZM255 249H257L255 247ZM1 251L4 249H0ZM5 250V252H11L13 250L10 251ZM22 250V249H21ZM31 250V249H30ZM41 250V249H40ZM43 250V249H42ZM75 250V249H74ZM84 250V249H83ZM105 250V249H104ZM126 250V249H125ZM184 250V249H183ZM250 250V251H251ZM27 251V250H26ZM33 251V249H32ZM49 251V250H48ZM65 251V250H64ZM70 251V250H69ZM68 251V252H69ZM80 251V250H78ZM112 251V250H111ZM116 250H113L111 252V254L113 252H115ZM189 251V250H188ZM191 251V250H190ZM196 251V250H195ZM195 251H191L194 252ZM4 252V251H3ZM6 252V253H7ZM52 252V251H51ZM56 252V251H55ZM58 252V250H57ZM107 252V251H106ZM117 252V251H116ZM196 252V253H197ZM205 252V251H204ZM244 252V251H243ZM246 252V251H245ZM33 253V252H32ZM50 253V251H49ZM59 253V252H58ZM82 253V252H81ZM94 253H98L97 251ZM93 253V254H94ZM1 254H3L1 252ZM31 254V253H30ZM52 254V253H51ZM57 254V253H56ZM64 254V253H63ZM61 254V255H63ZM79 254V253H78ZM109 254V252H108ZM107 254V255H108ZM117 254V253H114ZM112 254V256L114 255ZM138 254V255H137ZM189 254V253H188ZM193 254V253H191ZM190 254V255H191ZM24 255V254H23ZM100 255V253H99ZM96 254H94L95 256V261H93L94 259L91 257L89 258V260L85 259L83 264H113V263H108L107 260L104 258L100 259V256ZM106 256V253L104 254ZM120 255V254H119ZM201 255V254H200ZM26 257V255H24ZM47 256V255H46ZM75 256V255H74ZM104 256V257H105ZM193 256L192 258V264L193 262L197 259L196 263L199 262V258L198 255H191ZM190 256V258H191ZM48 257V256H47ZM65 257V256H64ZM68 257V255L66 256V258ZM80 257V256H79ZM90 257V256H89ZM110 256L106 257L109 258ZM1 258V257H0ZM5 258V256L3 257ZM7 258V257H6ZM5 258V259H6ZM28 258V257H27ZM33 258V256H32ZM65 258V259H66ZM76 258V257H75ZM113 258H115L113 256ZM189 258V259H190ZM228 258V257H227ZM10 259V258H9ZM8 259V261H9ZM15 259V258H14ZM56 259V258H54ZM61 259V258H60ZM64 259V258H63ZM68 259V258H67ZM66 259V260H67ZM220 259H216L218 261H220ZM225 259V258H224ZM229 259V258H228ZM22 260V259H20ZM58 260V259H57ZM78 260V258H77ZM97 260V261H96ZM215 260V262H216ZM31 261V260H30ZM29 261V262H30ZM52 261V259H51ZM60 261V260H59ZM58 261V262H59ZM65 261V260H63ZM68 261V260H67ZM66 261V262H67ZM92 261V263H91ZM105 261V262H104ZM110 261V259H109ZM171 261V262H170ZM226 261V259H225ZM231 261V262H232ZM0 262H4V260L2 259V261ZM5 262H7V260H5ZM13 262V261H12ZM35 262V261H34ZM39 262V261H38ZM53 262V261H52ZM114 262V261H113ZM119 262V261H118ZM157 262V263H156ZM165 262V263H164ZM170 262V263H169ZM230 262V261H229ZM69 262H67L68 264ZM117 263V262H114ZM6 264V263H5ZM185 264V263H184ZM214 264H220V262H216Z\"/></svg>", "mask_w": 264, "mask_h": 264}, {"label": "rangeland", "instance_id": "obj_2", "mask_svg": "<svg viewBox=\"0 0 264 264\" xmlns=\"http://www.w3.org/2000/svg\"><path fill=\"white\" fill-rule=\"evenodd\" d=\"M174 1H178V0H159L157 2L158 5H156V3H155L156 6L153 5V7H154V9H156L158 7L156 10H159V9H161L163 7L164 8L165 7L168 8V4L171 6V2L173 3ZM122 26H116V29L111 27L110 29L111 30L113 29V30L111 31L110 29H108V31L105 33V35L106 34L108 35V33H109V35H108V36H110L109 38L114 37L113 35H116V34L119 35L120 32L122 31L121 30L122 29ZM114 27H115V25H114ZM114 30L115 31H118V32H115ZM105 35H104L103 38H105ZM108 36L106 37L107 39H109ZM260 37H262V36H260ZM97 39H100V38H93V40H96V41H93V42H96L97 43ZM101 40H103V39H100V41ZM196 47L197 46H195V48ZM225 52L227 53V55L225 53L224 60L226 58H229L228 51L225 50ZM245 57H244V62H245L244 65H241L239 63H235L234 62L233 65H231V66L227 65L225 67V69H223V71H222L223 74H222V76L220 78V80L223 81V82L217 81L218 82L217 83L218 85H216V82L215 83H212L210 81V84H212L213 86L212 85H209V83H208L207 87H209V88L206 90L207 87L206 88H203V87H201V86L199 87L197 85V88H196V86H193L192 84H190V88H189L190 91H189V89L186 90V91L189 92V93H191L192 95L191 94L188 95L189 93H186L185 92L186 93V100L184 99L181 102H179L180 104L179 103L177 104V106H179L178 107L179 109H176L177 106H175L176 108H174V109H176V112L178 110L177 114L175 112L173 115L167 116L166 115V112L168 111L167 110L168 108H165L164 109V104H163L164 102L161 101L159 103V108H160L159 110H162V111L159 112L160 113V116L158 117V119H157V121L155 123V126L159 124V127L160 128L163 125L166 128L162 127L160 129V128H157L158 126H156V128H154V126H153L154 124L153 123H151L150 121H149V123H147L148 121H146V123L143 126V129H145L146 132L149 135L146 132H143L144 134L143 133L142 134H138V133H140V131H138V129H140L141 127L138 128V129L133 128V130H131L130 128L129 129L126 128L125 131H127L128 132V135H129V136H126V137L123 136V133L122 132H120L117 135V132L114 130L115 131V135L112 136V137L110 136L108 138L110 140H108V141L105 142V143L109 142V145L108 144L104 145V146H106L105 148H108L105 151V153L107 152L106 154L105 153L104 154L103 153L102 154H98V155L96 154L97 155L96 156L95 154H93L91 152V153L86 154V155H74V157H73V155L62 156V159L65 158L67 160V161L65 160V162H66L65 165L62 164L64 162H62V159H61V160H59V162H57L58 164H56L59 167H55L54 166L55 167L54 169L52 168L53 166H50V164L47 165V163H51L50 160H47L46 159L47 162L44 163V157L43 158L42 157H31V158H29L31 160H29L28 157L22 158L21 159V163H22L21 168L22 167L23 168L20 170V172L22 171L20 173V175H21L20 181L22 182V184L24 185V187H23V189L21 188L22 190L20 191V193H19V191L17 192L15 189L14 190H11L9 193H7L5 197H7V196L8 197L4 201L5 204L3 203L4 205L3 206H0V210H1V209L5 208V205L6 204L9 205V203L12 202L13 203L12 204V207L15 208L14 209L12 207H9L10 210L12 211V213H11V211H9L11 213V215L9 214V212L7 213V216L8 217L13 215L12 216L13 217L12 220L15 218L13 221L11 220V223L10 224H9V222H7L8 223L7 224L5 221L3 223V220L0 218V232L3 233V234L0 235L1 238H2V239H0V241H2V242H4V241L10 242V244L9 243H6V242H4V243L1 242L3 245L9 244V245L4 246V247L0 243V249L1 248L4 249L2 251L0 250V257H1L0 258V261H2V259L4 260V262H0V264H5V263L6 264H67V262H69L68 264H83L84 262H86L84 260H86V259L89 260V258H91V257L94 259L93 261H95V259H96L95 256H96V254L99 255V253H100V255H99L100 256V259H102V258L104 259L105 258L108 263L111 262L113 264H121V258H120L121 257V253H120V251L121 252H123V251L122 250H117V249H122V247L123 248L125 247L123 249L124 250L123 256L124 255H127L129 257V256L132 255V251L135 252V250H136V252H138V250L140 249V247L144 243V246H145V244H147V245L149 244L148 245V248H147V251H149V250H151L150 249V246H152V244L154 243L155 238L160 237L159 236L160 234H161V238H158V239H161L163 241L162 242L163 245H169V244L173 243L172 242L173 239H170V236L172 238L173 235H174V238L180 239V241L182 240V242L179 243L180 246H179V244H178V246L180 248V251L182 250V251H185L186 252V254L184 256L187 255V258L186 257H183V259H181L179 261V264H184V263L185 264H192L191 262H192V259H193L192 257L193 256H191V255H196V254L198 255L199 262L196 263V261H197V259H196L193 262V264H214L216 262H220V264H235V262L232 261L233 258H231V256H230L231 254L228 255V256H226V257H223L221 259L218 258L219 255L217 253L219 252L221 254L222 253L221 251L224 249V246L221 244L222 242H223V244L226 243L228 245H230V244L231 245L232 244H234V245L237 244L238 245L240 242H244V243H246L244 245V247H243V245H241L238 248H236V249H238L237 250V253L238 252H242L246 256L247 255L248 256L251 255V257H252L251 259L252 260L255 259V258H257L258 255L256 257H254L255 256L254 253H256L257 250H258V252L260 251V249L256 245V244H258L257 243L258 242L257 234L259 232L256 231V230H252L253 227H251L248 224H251L252 225L253 223H251V221L256 222V223L259 222L257 220H253V218L254 217L256 218L257 217V214H259L260 211H262V209H264V159H263L264 157H261L262 154H263L262 156H264V152H263L264 151V51L261 50V51H257V52H252L250 55L248 54ZM198 59L199 58H198V55H197V62L199 61ZM252 60L254 62H252ZM258 64H260V65H258ZM248 65H250V67H248ZM256 65H258V66H256ZM202 72H205V71H202ZM197 74H201V72H197ZM212 75H213L212 73H209L208 74V77H210L209 78L210 80H211ZM229 76H231V77L229 78ZM232 76H234V77L232 78ZM173 82L175 84L172 83V85H174L175 88L176 87L178 88V90L176 92V93H178L177 95L178 96H181L183 94V93H181V91L184 90L183 89L184 86L183 87H182V85L181 86H178L175 81H173ZM191 87H195L196 89L195 88H191ZM192 90H193V92H192ZM195 93H197V94L195 95ZM206 94H207V96H206ZM188 97H190V99H187ZM142 101H144V100L142 99ZM188 102H189V104H187ZM182 103H184V104H182ZM208 103L210 105H208ZM187 107L188 108L189 107H192V110L190 108L187 109ZM190 111H191V113H190ZM202 113H204L205 115L202 114ZM182 116H186L187 118L185 117L186 118L185 119ZM177 117H180L181 119L180 118H177ZM188 117H189V120H188ZM168 119L171 120V121H169ZM175 119H176V121H175ZM185 120H186V122H185ZM166 121H169V122H166ZM177 121H179L180 123H177ZM157 122H160L161 124L163 122L164 123L166 122V124H168V127H170V128H167L166 124L161 125L160 123H157ZM169 123H171V124H169ZM198 124L202 125L201 127L204 126V128L201 129L200 125H199V128H198L197 127ZM210 126H211V128H210ZM120 127H124V125L122 124V126H120ZM150 127H153V129L151 128V130H148V129H150ZM154 129L157 130V131H160V130H162V131L160 133V132L155 131ZM210 129L212 131H210ZM145 130H142V131H145ZM153 130H154V132H153ZM135 131L137 132L138 136L136 134H134ZM150 132L151 133L153 132V134H151ZM161 134L165 138L164 137H161ZM165 134H167L166 136L168 137V139L165 136ZM171 134H173L172 137H170ZM222 134H224L226 137H229L230 136V139L228 138L229 139L228 140L226 138L228 141H226V139H223L222 140L221 139V136H222V138L223 137L225 138V136L222 135ZM141 135H142V137H141ZM153 135L155 137H153ZM219 135H221V136H219ZM134 136L135 137L137 136L139 139L137 140L136 139L137 137L135 138ZM180 137H182V138L180 139ZM196 137H199L201 140H199ZM232 137H233V140H232ZM131 138H133V139L130 140ZM250 138H252V139H250ZM153 139H155L154 140V143L152 142ZM156 139H158V141L160 143L156 142L157 141ZM193 139H194V141L197 144L195 142H194V145H193V142L191 143V141ZM237 139H238V142H237ZM134 140H137L138 142H134ZM147 140L148 141H151V144L147 145L146 143H150ZM167 141H168L169 147L166 146L167 145L166 144ZM222 141L224 143H222ZM258 141L261 142V143L259 144ZM254 142L256 143L257 146H255V143ZM200 143H202V144H200ZM229 143H230V145H229ZM152 144L155 145V146H152L151 147L150 145H152ZM158 144H159V146H157ZM198 144L200 146H204V147L200 148V146H198ZM114 145H118V146H114ZM137 145H139V146H137ZM143 145H144V147H143ZM234 145L236 146V148L239 147V149L238 150L236 148L233 149L235 147ZM148 146H150L151 149H149ZM181 146H182V149H181ZM114 147H115V150H114ZM157 147H159V148H157ZM127 148H128L129 151L130 150L131 151L129 152L127 150ZM189 148L190 149L193 148V150L191 151ZM154 149H155V151H157L156 154L152 151ZM197 149L200 152H198ZM232 149H233V151H232ZM259 149H261L262 151L261 150L259 151ZM112 150H114V151H112ZM158 150H159V152H158ZM185 150H187L190 153V155H193V156H191V157L188 156L187 154H189V153L187 151H185ZM194 150H195V152H194ZM196 151L198 152L197 154H195ZM238 151H239V153H238ZM244 151H246V153ZM251 151H253V152H251ZM228 152L230 154H228ZM255 152L257 154H253ZM261 152H263V153H261ZM129 153H131V154H129ZM158 153L159 154L161 153L162 156L160 157L158 155ZM219 153H220V155H219ZM224 153L226 154L225 156H224ZM236 153H238V154H236ZM89 155H91V156L95 155V156H93V158H92ZM104 155H106V156H104ZM138 155L139 156H144V158H146V159H142ZM152 155H154V156H152ZM194 155H198V157L197 156H194ZM79 156H82V157H79ZM98 156H100V157H98ZM136 156H137V158H135ZM250 156H253V157L250 158ZM59 157H61V156H59ZM71 157H73V158H71ZM88 157L91 159V160L89 159L90 161L88 160ZM225 157H226V159H225ZM245 157H246V160H244ZM74 158H75V160H73ZM148 158L150 160H147ZM191 158H192V160H194L193 162H192V160L190 161ZM201 158H203V159H201ZM220 158H221V160H220ZM241 158H242V160H238V159H241ZM248 158H250V159H248ZM236 159L238 161H236ZM69 160H72V161H69ZM255 160H257V161H255ZM48 161H50V162H48ZM139 161H140V164L139 165L142 166V167L144 165L145 167L142 168L139 165H137ZM145 161H147V163H144ZM196 161H198V162H196ZM240 161L241 162L243 161L244 164L241 163ZM259 161H261V162H259ZM28 162H29L30 165L28 164ZM40 162L42 163V167L40 165L41 164ZM78 162H80V163H78ZM89 162H94V164L93 163H89ZM96 162H98L99 164L96 163ZM237 162H238V164H237ZM72 163L74 165H72ZM75 163H77V164H75ZM104 163H108L107 164L108 166L106 164H104ZM126 163H128V166H126L127 165ZM169 163H170V165H169ZM173 163L175 165H173ZM31 164L32 165H35V167H38L40 169L41 168L44 169V167L46 166L45 168H47V169L40 170V169L34 168ZM36 164H38L39 166L36 165ZM84 164H85V166H84ZM124 164H126V165L124 166ZM147 164L148 165L150 164V165L148 166ZM202 164H204V165H202ZM4 165L7 168L2 166L5 169V172L4 173H0V177L2 176L1 178L4 180V182L6 180L5 183H7L9 185H12L13 184V181H14V177H13L14 176V172L10 169V167H8V164L7 163H5ZM81 165H83V166H81ZM119 165H122L124 167L119 166ZM186 165H188V167ZM207 165H209L210 169H209V167ZM240 165L241 166L243 165L242 168L240 167ZM70 166L73 167L74 170H77L78 169L77 170L78 172L74 171ZM75 166H77L78 168L75 167ZM80 166L82 168H80ZM172 166H173V168H172ZM179 166H181V167H179ZM203 166H204V168L206 167L205 169L208 170L209 175H208V172L206 174H204L206 176L202 175L203 174V171H204V173L206 171L203 168ZM234 166H236V169L235 168L233 169ZM247 166H248L249 169L246 168ZM250 166H251V168H250ZM65 167H67V168L65 169ZM119 167H121V169ZM191 167H193V169H190ZM198 167H200V168H198ZM228 167H229V169H228ZM237 167H239V169ZM260 167H262V168H260ZM24 168H25V171H23ZM177 168L180 170V172H178V169ZM0 169H2V168H0ZM34 169H35L36 172H34ZM97 169H98V171H97ZM100 169H101V171L103 173H101ZM186 169L187 170L190 169L189 170L190 172L192 170L193 171L192 175ZM39 170L41 171V173L43 172L42 175L39 174L40 173ZM53 170H54V172H53ZM106 170H107V172H106ZM166 170H167V172H166ZM183 170H185L184 173H183L184 175L182 174V171ZM230 170L231 171L233 170V172H231ZM242 170H244V171H242ZM29 171H30V173H29ZM50 171H52L53 173L51 174ZM69 171H72V172H69ZM126 171H128L127 172L128 175H126L127 174ZM215 171H218V172L214 173ZM49 172H50V174H49ZM75 172L79 174V175L74 174L77 177L74 176V175H73L74 177L72 176V173H75ZM140 172L143 175L145 174V176H143ZM69 173L71 175H69ZM137 173L140 176H137ZM9 174H11V175H9ZM91 174H92V176H91ZM99 174H101V176H99ZM119 174H120L121 177L119 176ZM122 174H124V175L122 176ZM188 174H189V176H188ZM218 174H219V176H218ZM43 175H44V179H41V177L43 178ZM52 175L54 177H57L58 176V178H54ZM154 175H156V176H154ZM195 175H197V176H195ZM221 175H223V176H221ZM70 176H71V178H70ZM107 176H108V178H107ZM129 176H131V177H129ZM162 176H164L165 179ZM182 176H184V177H182ZM185 176L186 177L188 176L189 178L187 177L188 179H186ZM192 176H194V177H192ZM204 177L205 178L208 177V178H206V180H205ZM45 178L46 179H49V180H45ZM50 178H52V179H50ZM61 178H62V180H61ZM8 179H9V181L11 180L10 181L11 184L9 182H7ZM23 179H24L25 182L22 181ZM57 179H59V180H57ZM70 179H72V180H70ZM73 179H74V181H73ZM92 179H94V180H92ZM124 179H127V180H124ZM141 179H142V181H141ZM150 179L153 180V181L158 179L157 180L158 183L157 182L155 183V181L153 182ZM160 179H162V180H160ZM3 180H1V181H3ZM184 180H185V182H184ZM202 180H205V181L203 182ZM42 181H43V183H41ZM46 181L49 182L48 187L46 186L48 184V182H46ZM84 181H85V184H84ZM169 181H171V182H169ZM59 182H61V183H59ZM74 182H76V184ZM119 182H121V183H119ZM164 182H166V183H164ZM167 182H168V184H167ZM182 182L185 183L184 186H183V184H181ZM187 182L190 183L189 186L186 185ZM249 182L250 183L252 182V184H250V187L248 185ZM44 183H46V184L44 185ZM77 183L79 184L78 186H77ZM58 184H60L62 187L60 185H58ZM157 184H158V186H157ZM169 184H171V185H169ZM193 184L195 185L194 187H192ZM200 184H201V186H200ZM207 184H209V185H207ZM26 185L27 186L29 185V186L27 187ZM42 185H43V187L40 188ZM84 185H86V186H84ZM117 185H118V187L119 186L122 187V189H119L120 187L118 188ZM168 185H169V187H168ZM234 185H236V186H234ZM73 186L75 188H73ZM29 187H31V189ZM56 187L59 188V189H57L55 191V188ZM68 187H69V189H68ZM161 187H162V189L164 188L165 191L163 189L162 192H161ZM236 187L238 189L240 188L239 191L241 190V192L237 191L238 189L236 190ZM26 188H28V189L26 190ZM49 188H50V191L47 192V190H49ZM185 188L187 189V191L185 190ZM253 188H255V189H253ZM62 189L63 190L64 189L65 190L67 189V191H65V190L62 191ZM80 189H81V194H79ZM115 189H117V190H115ZM155 189H158V190H155ZM233 189H235L236 191L233 190ZM34 190H36V191L34 192ZM93 190H95V191H93ZM113 190H114L115 193L112 192ZM183 190L185 191V193H184ZM37 191H38V193H36ZM13 192H16V193H13ZM23 192H24V194H23ZM41 192H42V194H41ZM122 192H123V194H122ZM236 192H237V195L238 196L236 195ZM243 192H245L246 194H243ZM249 192H250V194L248 195L247 193H249ZM46 193H48V194H46ZM50 193L53 194V195H51ZM56 193H58V194L60 193V195H56L57 198L55 196ZM124 193H127L128 196H126V194H124ZM30 194H33V195H30ZM73 194H74V196H73ZM92 194H93V196H92ZM107 194H108V196H107ZM188 194H189V196H188ZM255 194H256V196H255ZM27 195H28V197L25 198ZM66 195L71 196V197L68 198V196H66ZM96 195H97V197H96ZM232 195H234V196H232ZM239 195H241V196H239ZM243 195H245V196L247 195L248 196V198H246L247 202L245 200H243L244 202L243 203H240L239 202L240 199H239V200L236 201L237 202L236 203L233 200L234 197H242ZM10 196H13V197L16 196V197L13 198V197H10ZM17 196H18V198H20L19 200H18ZM94 196L96 197V199H99V200H96L94 198ZM184 196H185V198L188 197L189 199L188 198L187 199H184ZM252 196L254 198L251 199ZM45 197L47 199L49 197V200L45 199ZM52 197L54 199H56V200L54 201V199ZM135 197H137V198L135 199ZM173 197H175V199ZM256 197H257V199H256ZM51 198H52V200H51ZM155 198H158V199H155ZM216 198H217V200H216ZM261 198H263V199H261ZM9 199H10V202H9ZM41 199H42V201H41ZM57 199H58V201H57ZM68 199H69V201H68ZM102 199H104V200L106 199V200L104 201ZM108 199H110V200H108ZM248 199H251V200L248 201ZM35 200H36V202H35ZM74 200H77V201H74ZM134 200H136V201H134ZM171 200H173L174 202L171 203L170 202ZM179 200H181V201H179ZM188 200H189V202H188ZM219 200L221 201L220 203H222V202H223V204L227 203L228 206H230L229 204L231 203V205H233V207H236L237 209L240 210L238 212V214H241V215H238L236 217V220H235V218H233V219L230 218V220L228 219V221H230V224L234 227V229L235 230L238 229L239 234L237 233V231L235 232V234H238V237L235 234H231V233L229 235L228 234L227 235H224L225 237L224 236L220 237L221 235L225 234V232H223L222 230H221L222 231L221 233H219L218 231H217L218 233H216V231L214 232V229H216L217 227L221 226L220 225L221 223H219V222L222 221L221 218H220L221 221L218 222L219 226L216 223L217 222L216 221V218H218V216H221V214L220 213L219 214L216 213L218 216L214 212H213V214H211L212 212L210 213L207 208H209V207L211 208L212 204L215 207L217 205V202ZM231 200H233V202ZM260 200L262 201V203H261ZM44 201H46V202H44ZM127 201H128V203H127ZM130 201H131V203H130ZM18 202L19 203L21 202L20 205L18 204ZM40 202H41V204H40ZM104 202H107V203H104ZM109 202H112L113 203V206H108V205H112ZM157 202H159V203H157ZM177 202L178 203H181V205H179ZM212 202H215V203H212ZM256 202H257V204H256L257 206L255 205V207H253V208L256 209V210L258 209L259 211L257 210L256 212H254L255 213V216H253V218L251 217V221H249V219H248V222L246 221L247 223H244L246 225L243 224L247 228H244L243 225L241 226L243 228H241L240 225L243 222L239 218H241V216H243L244 217V222H245V218H246L245 215L249 212V210H248L249 207H247V206L249 204L251 205L252 203H253L252 205L254 206V204ZM15 203H17L16 206H13V205H15ZM25 203H27V205ZM33 203H35V204L33 205ZM46 203H50V204H46ZM51 203L52 204L53 203H56V206L57 207L55 205H52ZM174 203H177V204L175 205ZM206 203H207L208 206L206 205ZM68 204H69V206H68ZM75 204H77V205H75ZM103 204H106V206H103ZM127 204L130 205V206H128ZM210 204H211V206H210ZM214 204H216V205H214ZM227 204H225V205H227ZM24 205H26L25 208H24ZM37 205L39 206V209L36 208ZM45 205H48V206H45ZM169 205H170V207H169ZM178 205L179 206H182L183 205V206L180 209V207ZM190 205H192V206H190ZM200 205H201V207H200ZM44 206H45V209H44ZM63 206H64V209H63ZM219 206H221V205H217V207H219ZM32 207L33 208H36L37 210L36 209H33ZM51 207H53V208H51ZM17 208H19V209H17ZM54 208L57 209V210H55ZM71 208L74 209V210H72ZM134 208H136V209H134ZM178 208H179V210H178ZM260 208H262V209H260ZM42 209H44V210H42ZM228 209H230V208H228ZM121 210H123V212H125V214L123 212H121ZM125 210H127V211H125ZM151 210H152V212H151ZM156 210H158V213H157ZM43 211L45 213H41ZM62 211H64V212H62ZM74 211H75V214H74ZM135 211L137 213L138 212L141 213V215L139 213H138L139 214L138 215ZM182 211H184L185 214ZM242 211H243V213H240ZM1 212H3V210ZM36 212H37V214H36ZM39 212H40V215H38ZM52 212L53 213L55 212V213L53 214ZM128 212H130V213H128ZM134 213H136V214H134ZM244 213H245V215H243ZM25 214H27V215H25ZM86 214L89 215V218H88V216L87 217L85 216ZM126 214H127L128 217L126 216ZM128 214H130V215H128ZM206 214H208V215H206ZM54 215H57V216L54 217ZM133 215H134V217H133ZM201 215L202 216L204 215V216L202 217ZM205 215L207 217H205ZM209 215H210V217H209ZM7 216H6V214L4 215L5 218H7ZM42 216H43L42 220L45 217L47 219L45 218V220H43L44 221L43 225L37 224L36 223L37 221H38V223L43 222L40 219ZM63 216H65L67 220H65V217H63ZM0 217H2V215H0ZM26 217H27V220L25 219ZM36 217L37 218L39 217L38 220H37ZM61 217H63L62 218L63 219L62 222H64V223L61 222ZM140 217H141V219H140ZM146 217H148V218H146ZM153 217L154 218L157 217V218L154 219ZM172 217L174 219H172ZM214 217H215V219H214ZM119 218H120V221L118 220ZM123 218H126V219H123ZM135 218H137V220ZM205 218L208 221H210L209 219H212L209 222L212 225H211V228L210 229L208 228L209 229L208 231L205 229L207 227L206 224H208L207 223L208 221H205V220L203 221L202 220L203 221V225L202 226H206V227H202L201 226L202 221L200 219H205ZM249 218H250V216H249ZM80 219H81V221H79ZM98 219H99V221H97ZM181 219H183V220H181ZM72 220H74V221H72ZM125 220L127 222H129V223H124ZM175 220H176V222H175ZM217 220H219V218ZM232 220H234L235 222H232L231 223ZM58 221H60V222H58ZM169 221H172V222H170V225L168 223ZM198 221L201 222V223H199L200 225L198 224ZM240 221L242 223H240ZM13 222H14V224H13ZM70 222H71V224H70ZM74 222H75V224H74ZM77 222H78L79 225L77 224ZM132 222H134V223L137 222V223L133 224ZM173 222L176 225H174ZM182 222H184V223H182ZM212 222H214V223H212ZM140 223L143 224V226ZM204 223H206V224H204ZM235 223L236 224L238 223L237 224L238 226H236ZM128 224H131V225L128 226ZM213 224H214V226H215V224L217 226L214 227ZM257 224H259V223H257ZM33 225H35V226H33ZM48 225H49V227H48ZM50 225H54V226L51 227ZM69 225L71 227H68ZM126 225L129 228H131V227L132 228L131 229H128ZM146 225H148L147 227H148L149 230L148 229L147 230L149 232L146 230V228H144V231H143V227H146ZM156 225H158V226H156ZM159 225H161V226H159ZM22 226H23V228H22ZM62 226H64V227H62ZM109 226H110V228H109ZM139 226H141V227H139ZM152 226H153V228H152ZM199 226L202 229L199 228ZM212 226L214 227L213 231H212V228H213ZM36 227H38V228H36ZM136 227H137V230L134 229ZM173 227H174V229H173ZM177 227H180V228H177ZM189 227H190L189 231H186V230H188L187 228H189ZM14 228H15V230H14ZM55 228H58V229H55ZM159 228H161V229H159ZM38 229L41 231V234L39 233V230ZM61 229L63 231H60ZM91 229H94V230H91ZM254 229H256V228H254ZM134 231H135V233H134ZM151 231H152V233H151ZM204 231H207V233L204 232ZM43 232L45 233V235H44ZM109 232L111 234L113 233V235H111ZM145 232H147V234L149 235V238H147V236H145V235H147ZM245 232H247V233H245ZM205 233H206V235H205ZM4 234L8 235V237L10 235V238L7 239V236L4 235ZM25 234H26L27 237H25ZM82 234H83V236L81 237ZM93 234H95V235H93ZM175 234H177V235H175ZM199 234H200V236H198ZM11 235L13 237L14 236H17V238L16 237L12 238ZM138 235H142L141 236L142 239H140L141 237L137 238ZM209 235H211V236H209ZM242 235L245 238H242L243 237ZM18 236H21L23 239L21 237H18ZM46 236H47V238H46ZM94 236L95 237L97 236V237L94 238ZM132 236H133L134 240L132 239ZM188 236H190V237H188ZM203 236H205L206 239H208L210 237H212L211 238L212 240L217 239V240H215V242L217 241L216 243H219L218 242V240H219L221 242L219 244L221 246L220 247V250L218 252H213V253L211 252L210 254H208L205 249H204L205 252L203 251V253L197 252V250H198L197 245L199 244V241L197 240V238L202 237L204 239L205 237H203ZM83 237L87 238L86 240L88 241L87 242L88 244L85 243L86 240L83 239ZM112 237L113 238L116 237L117 240L116 239H113ZM184 237H186L187 239H184L183 240ZM19 238H21L22 240H20ZM80 238H82V241H81ZM12 239L13 240L16 239V240L13 242V241H11ZM129 239H131L133 242H135V240L138 241V244L139 245L137 244V242H135V244H134L131 241L132 242L131 243ZM147 239L150 240V241H148L149 243H147L146 241L144 242V240H147ZM240 239H241V241H240ZM23 240H24V243H23ZM114 240H116V241H114ZM139 240H141L143 242H140ZM193 240H195V241L197 240L196 241V243H197L196 246H195V241H193ZM201 240L202 239H200V241ZM78 241H79V244H78ZM96 241H97V243H96ZM168 241H169V243H168ZM174 241H175V239H174ZM48 242L51 243V244H48L47 245ZM90 242H92L93 245ZM212 242H213V245L212 246H214L215 245V242L214 241H212ZM17 243L22 244L21 246L23 248L22 247H20V248L19 247H16V246H20L19 244L16 245ZM23 244H25V245L23 246ZM80 244H82L83 246H81ZM89 244H91L93 247H91V245H89ZM96 244L97 245L99 244V245L97 246ZM124 244H126V245H124ZM130 244H131V246H130ZM10 245H11V247H9ZM74 245H75V248H74L75 250L72 249L74 247ZM247 245H249L250 250H251L252 246H254V247L252 248L251 251L250 250L247 251V247H246ZM259 245L260 244H258V246ZM49 246H51V247H49ZM188 246H189V248L187 249ZM5 247L9 248V250L7 248H5ZM39 247H41V248H39ZM42 247H44V248H42ZM46 247H49V248L47 249ZM78 247L80 249H78ZM113 247H114V249H113ZM118 247H120V248H118ZM255 247L257 249H255ZM10 248H11V250L13 248V250L11 252H7L6 251L7 252L6 253L5 250L10 251ZM32 249H33V251H32ZM48 250L50 251V253H49ZM57 250H58L59 253L57 252ZM78 250H80V251H78ZM111 250L112 251L113 250H116L117 251V252L115 251V252L112 253V254L117 253V254H114L113 255L115 258H113L112 254H111V252H112ZM190 250L191 251H193V250L195 251L196 250V251L194 253V252H191ZM96 251L98 253H94ZM223 251H225V249ZM1 252L3 254H1ZM108 252H109V254H108ZM93 253L95 254V256H94ZM105 253H106V256L104 255ZM191 253H193V254H191ZM23 254L26 255V257ZM61 254H63V255H61ZM67 255H68V257H67L68 259L66 258ZM4 256H5V258L6 257L7 258L6 259L3 258ZM32 256H33V258H32ZM84 256L86 257V259H85ZM108 256H110V257L109 258H106ZM190 256H191V258H190ZM54 258H56V259H54ZM77 258H78V260H77ZM224 258L226 259V261H225ZM8 259H9V261H8ZM20 259H22V260H20ZM51 259H52L53 262L51 261ZM109 259H110V261H109ZM216 259H218V260L220 259V261H218ZM5 260H7V262H5ZM63 260H65V261H63ZM215 260H216V262H215ZM113 261L114 262H117V263H114ZM91 263H92V261H91ZM171 264H175V262L174 263L172 262ZM236 264H238V263H236Z\"/></svg>", "mask_w": 264, "mask_h": 264}, {"label": "water", "instance_id": "obj_3", "mask_svg": "<svg viewBox=\"0 0 264 264\" xmlns=\"http://www.w3.org/2000/svg\"><path fill=\"white\" fill-rule=\"evenodd\" d=\"M140 0H0V81L21 64L69 48Z\"/></svg>", "mask_w": 264, "mask_h": 264}]
</instances>
